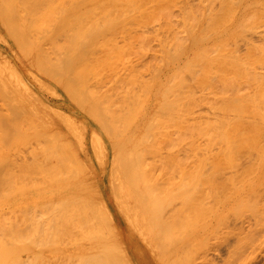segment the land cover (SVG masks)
<instances>
[{
  "label": "bare ground",
  "instance_id": "bare-ground-1",
  "mask_svg": "<svg viewBox=\"0 0 264 264\" xmlns=\"http://www.w3.org/2000/svg\"><path fill=\"white\" fill-rule=\"evenodd\" d=\"M72 1L74 2V0ZM72 1L70 2L73 3ZM85 1L82 2L85 3ZM120 1L125 6L139 4L138 0ZM79 2H81V0H79ZM79 4L81 5V3ZM65 5L67 4L65 3L63 5L64 7L62 6V4L60 5L59 0H0V16H2L3 18V16L7 15V18L9 15H12L5 20H2L0 18V28L2 26V28L4 27L5 31L8 32V34L6 35V39H4L6 41H4L3 39L0 41L5 43L9 48H17L18 61L20 60L22 63H26L27 66L31 68V71L35 73L33 75V78L37 82L38 88H40V84L47 90L51 89L50 92L52 91V93L56 95V101L58 102V104H61L62 107L66 106V108L72 114L71 119H64L63 115L60 116L59 114H57L55 122H48L44 127L45 129L42 128V130H44V134L40 142H42L43 146L38 148L41 149V153L35 152L36 154H33V156H31L34 159V163L32 162V165H29L30 169L32 166V172L34 170V172L41 175L40 180V176L37 177L35 176L36 173L34 174V176L39 179L38 181L42 182V187H44L43 191L40 190L42 193L44 192L42 197V205L40 206L39 210H36V212L34 211L35 208H33V219L36 217V215L42 218L46 217L45 220H42L41 218V222L45 223V221H48L49 230H46L47 234L48 232L50 233L51 226L56 227L59 225L58 229H60V226L65 227V233L71 234L72 237V244H69L70 246L66 248H58V253H60L61 255L68 254V256H70L69 258H72V260L75 258L74 264H120L118 261L121 258V262L127 259L129 260L128 264H131L134 259L130 258V256L128 255L129 253L124 252V247L122 248V250L124 249L123 252L121 251V247H119L121 244L117 245L119 241L114 242V238L112 237L115 233H113L112 231V233L110 231H107L109 232L108 234L106 233L108 236H104L105 232H100L98 231V229L97 232L99 233H97L95 227L93 228L94 225L98 228V225L96 224H100L101 222V224L99 225L101 226L102 222H105L103 224L106 230H110L108 228L109 223L115 226L114 230L118 232H116L117 237H120V241L123 239L127 251V248L131 247L132 244L135 245V248L139 246V249L137 248V255H139V257L137 256V261H139V264H264V92L259 91L262 87L259 90L258 88H256L257 86L259 87V85L262 86V83H260L261 81L255 82L256 84L254 86L257 85L256 87L253 86L255 89H257L255 91L250 90L247 92L238 91L236 93H227L219 99L217 116L215 115L217 117L216 119L218 125V127H216L218 128L217 131H219L218 155L217 160H215V162L213 163H216V166H214L213 164L209 165V167L211 166L210 169L206 165L208 163L207 162L204 164V166H201V168H199V170L201 171L198 173L196 172V174H191L186 169H179V173H171L169 176H162L159 179H153L152 177H150L149 173H151V171L147 166V161H149L150 159L149 157H153L154 159H156L157 156V159H159L161 156H165L166 158V155L168 157V155L171 154L169 152L170 150L168 151L169 154L161 155L164 150L160 146H162V144L164 143L166 144V142H163L162 138L166 139L169 137L166 136L169 133L167 131H170V129H176V127L177 129H182L183 126L185 127V125H187L186 123L188 122L185 121L187 120L185 118L186 116L184 117L183 114V112L185 111L181 109V105L178 104L179 101L177 103L178 105H176L173 104L174 102L172 103V99L168 98V94H172V96L175 94L174 92L176 89H174L175 87L173 86H175L176 83L174 82L172 85V83L170 82V86H165L166 88H163L165 90H163V92L161 93L164 94L162 101L163 99H169L171 101L170 103L169 100V102L166 100L167 103H165V105L167 104L168 106L166 105L165 107H163V105L162 108H166L167 111H169L172 109V107L170 108L169 105H175L173 107L174 109L172 110L173 114L171 115L169 114L172 113L171 111L167 113V111L165 110V113H167V115H165L167 119L165 117L162 118L163 116L161 117V114H159L160 112L158 113L156 111L152 114L158 113V116L150 115L151 117H156L155 121H157L156 119L158 118H160V120L164 119L166 121L164 122V120L160 121L158 119L160 121V123H158V128H155L157 127V122L153 121L154 119L150 118L149 113H147L146 109L143 110L147 107L145 106V102L147 100L146 96H148V92H150L152 89V82L150 81V83L147 81H143L142 79L140 80L137 72L135 73L133 70L134 67L132 70H130L132 66H130L131 68L128 66L130 69L126 66H123L125 68L123 69L124 73L119 72L121 74H115V79L112 77L113 81L111 86L102 92L99 91L101 93H99L97 90H91L93 85L91 84L92 78L99 86L104 85V83H102L103 77L101 78L102 75L99 72L101 70L98 69L101 68V64H104L103 66H106L105 63L108 62L104 61L106 60V58H113L110 60H115V63L113 62L112 64L111 61H109L110 66L112 67L109 68V64L107 63V66L102 67L101 69L105 70L106 73V69H111L109 71L115 72L116 70H114V68L117 66L114 67V64H117V60L119 61L121 59L123 61L122 58L124 56H127L126 54L128 53L132 54L131 52H133V49L135 50L136 47L133 48L134 41H131V34L128 33L130 31L124 30L123 32H121V35L124 38V44L120 46L119 43V45L116 43L118 41H111L109 44L103 45L102 48L105 49L107 53L111 52L112 55L110 54V57H108L109 55L106 53L107 56H105L104 60L102 59L105 63H103L101 59L96 60L99 52V47H95L94 39L98 37L97 34L101 31L96 32L97 34L93 33V40L92 38H90L91 35H87H89V29L94 28L90 31V34H92V30L94 31L97 28L98 23H94L91 25H89V23L87 24L88 28H86L87 26L85 20L83 21L84 23L82 22L85 17L83 18L82 16V19L80 17L78 19L73 16L74 22L75 20L80 19L81 21H78V23H76L78 26H75L72 20L71 21L73 23L71 21L70 23H66V29L69 24L71 25V27L69 28L68 32H64L63 34L61 32V27L63 26L60 23L61 18L64 17L60 16H62L63 12L67 13V10L69 9ZM210 8L208 9V12ZM16 11L17 13H19V15L16 14ZM48 11H50L51 13L47 14ZM12 12L15 13L12 14ZM23 12L27 15L31 12V14H43V20L48 21V24L47 22L43 21V24L45 26L42 24L41 28L39 27L40 30L42 29L43 33H40L42 31L38 30L39 33L36 38H38L39 40L41 39L42 42L35 38L36 35H34L35 39L31 40V38H33L31 33L28 34L26 32L28 31L27 28H33V26H26V31L25 29L23 31V29L20 27L22 26V22L20 23L22 19L20 20L19 18H22L24 16V14L22 16L20 14ZM208 14H206V16ZM16 16H18V19L20 20V26L17 24L19 26L17 29H22H19V32H17V30L13 32H17V34L20 33V35L18 34V36L16 33L15 36L14 34H12V30L14 29L13 27L16 26L14 24L17 20H15V18H17ZM45 16L47 17V19H45ZM33 17H35V15ZM28 18L26 16V20L30 19ZM126 18L127 17H125L124 19L125 21ZM33 19L31 20L33 21ZM189 20L187 19V22ZM200 23H202V21ZM174 24L176 23L174 22ZM190 25L192 26V24ZM23 26H25V24ZM164 26L166 27V25ZM168 26L166 28L169 29ZM78 27L85 28L79 30ZM99 27L101 26H98V28ZM165 27L163 28V30L166 29ZM173 27L170 28L173 29ZM202 27L203 25H201V27L199 26V28ZM97 30L98 29H96V31ZM69 32H71V36H69L70 38L67 34ZM170 32L171 30L169 31V33ZM172 32H177V30H172ZM35 33L37 34V32ZM169 33L166 34L165 37H167V39L165 41L161 39L162 43L160 44L162 57L165 62H168H166L165 64H169L172 62L171 64L173 65L176 64L174 62L175 59L177 60L178 57H182L181 54L184 53L183 51H185L186 48L184 46L185 42L183 43V45L180 44L181 46H179V48L176 45H173V42H170L169 37L171 34ZM182 33L184 32L182 31ZM65 34H67L68 39L74 43H71V45L74 46H72L73 48L69 47V49L72 48L71 50H69L67 46V43L69 42L66 43V41L68 40H65L64 43L66 44L62 43L64 47H61L63 46L62 44L58 45L59 38H61L62 35L66 37ZM72 35H75L77 37L73 38ZM177 36L174 35L172 39H176L175 37ZM0 37L2 38V36ZM89 38L90 40H92H89L91 43L89 44L88 42V44H85V42ZM135 38L137 37L134 36L133 39ZM81 39L83 42L81 41ZM78 40H80L79 42L81 43H79ZM48 46L49 49H51L50 51L49 49H47ZM171 47H174L178 52L175 53L176 51L174 50V48L171 50ZM79 49L80 52L76 54L75 52ZM9 50L2 49V51L5 53V58L9 57ZM72 50H74L73 52L75 54L72 52ZM69 51L71 53H68ZM116 52L118 54L120 52V55H117ZM171 52H174L176 55H174V53L172 54ZM103 53H105V51ZM130 54L128 56H130ZM115 55L117 56L116 59ZM121 55L122 58L119 59L118 57H121ZM199 57L197 58L199 59V61L203 60L202 57ZM127 58L128 57H126V59ZM179 59L177 61L178 63ZM95 61L100 62V67L98 69H95L93 67L92 70L94 72L95 70L98 71H96V75H94V77H91L92 75H90L91 73H89V71H91L90 68H92L91 64H94ZM199 61H195V64L202 63L201 61ZM81 64L83 66L82 68L80 66ZM9 65V63L6 67H4V65L1 71L2 74L4 73V77L0 78V93L5 96L7 100L5 102H7V104L9 105V110L7 111L9 113H12L13 111L10 112L12 109H14L12 104H15L14 107H16L17 109L20 107H18L19 105L16 106V103H12L13 85H11V75L13 74V69H11L12 67H10ZM78 66L80 69H77ZM157 71L158 70H156L155 72L157 73ZM161 71L159 72L161 73ZM192 73H194L193 70ZM109 75L111 76V74ZM13 76H15V74ZM152 76V79L157 77L156 74ZM147 78L148 77H146V79ZM174 79L175 78H173V80ZM34 80L33 82H35ZM180 81L182 80L180 79ZM182 82H184V79ZM182 82L180 83L182 87L179 86V83H177L178 85H176V88L181 87L180 90H183L182 88L184 86ZM185 84L186 83H184V85ZM179 88L177 89V92L181 93L182 91L180 92ZM167 89L174 91H168ZM166 91H168L167 96ZM114 92H116L115 96ZM36 93L38 92L36 90H33V97H39L36 96ZM182 94L183 93H181V95ZM185 94L187 93L185 92ZM15 101L18 102L17 100ZM161 104L157 107L161 109V113L162 111L164 113V110L160 108ZM8 105H6V108H8ZM178 106H180L181 108L179 107V109H177ZM167 107H169L170 109L168 110ZM188 109L189 108H187V110ZM186 112V114H188V111ZM9 113H7V117L4 115L5 118H1L0 115V121L4 122L5 120L7 121L10 118L12 119V117H10V115L12 114ZM168 114L171 118H168ZM168 120L172 123L167 122ZM6 121L3 124H7L5 126L8 129L9 125H12L9 124L10 121L9 123H6ZM150 121L156 123V126L155 124H153V122L150 123ZM38 122L39 121H37V123ZM194 122L199 123L198 121ZM206 122L208 124V121ZM163 123H168L167 125L170 124L174 126H167ZM41 124L43 123L41 122ZM147 124L150 127L147 126ZM39 125L40 124H38L37 126ZM151 125L156 129V133H154L155 135L150 134L149 132V130L154 132V128ZM63 126L65 127V131L63 130ZM167 127L171 128L168 130ZM151 128L153 129L151 130ZM185 128L182 131L180 129L174 131L175 133L179 132V134H177L179 135V139L182 136V132L185 131ZM9 129L11 130L10 127ZM161 129H165L164 131H166L167 133L164 131L162 132ZM157 130H161L162 135L159 136L163 137L161 139L155 140L156 138H159L157 135L159 132ZM187 130H189V128H187ZM15 133L17 132L15 131ZM170 133H172L169 134L170 137L175 134L172 131ZM200 134L201 133L197 134V136H199ZM152 135L155 137V139H153L154 137H152ZM152 139L155 141L152 142ZM35 140L37 141V139ZM160 140L162 141V144L160 143L159 146V142L157 143V141ZM165 141H167V143L171 142H168V140ZM195 141L196 140H194V143H196ZM174 142L176 143V141ZM151 144H158V147L154 145V148H152ZM180 144L181 146H184L182 145V143ZM200 146H202V144ZM157 150H161L162 152ZM175 151L177 153L179 150ZM174 152L172 154H174ZM182 152H184V150ZM39 155H41L42 157L40 156L41 158H39ZM173 156L174 155H172L171 157L174 158ZM161 158L159 160H161ZM27 162L28 161H26V163ZM22 163L24 164V162ZM26 167L28 168L27 165ZM29 187H32V185H29L28 188ZM36 197H34L33 199H35ZM31 210L32 209L29 208V210L25 211H30V214L28 212L26 213V215H31ZM106 222L108 223L107 225ZM101 228L104 229V227H100V229ZM110 233L112 234V237H110L111 239L108 238L110 236ZM100 234H102V238L100 237ZM62 235L64 237L65 234L63 233ZM98 237L100 238L98 239ZM54 238L59 240L56 236H54ZM64 238L66 239V237ZM106 239L108 241L111 240L112 243H107ZM113 243H116L115 245L118 246V249L122 253V256H120L121 253H118V250H116L117 252H115V246ZM114 253L115 255H119L121 258L119 259V256L115 257ZM60 256L57 258L59 259Z\"/></svg>",
  "mask_w": 264,
  "mask_h": 264
},
{
  "label": "rangeland",
  "instance_id": "rangeland-1",
  "mask_svg": "<svg viewBox=\"0 0 264 264\" xmlns=\"http://www.w3.org/2000/svg\"><path fill=\"white\" fill-rule=\"evenodd\" d=\"M70 1H72V0H59L60 5L62 4V6H63L66 3L67 5H65V6H67L69 8L67 10V13L63 12L62 16H60V17H64V18H61L60 24L63 26V27H61L62 28L61 32L64 34V32L69 31V28L71 27V25L69 24V26L66 29L65 24L68 22L70 23L71 20L74 22V17H76L78 19H79V17L82 19V16H83V18L85 17L82 20V22L85 20L86 26L89 23H90L89 25L94 24V23H96V24L98 23L97 25L101 26V27L98 28V26H97L96 29H98V30L97 31H96V29L94 31L92 30V34H90V31H91V29H94V28L89 29V31H88L89 35H87V36L91 35L90 38H92V36H94V34L96 32L101 31L100 33L98 32V34H100V35H98L96 33L98 37H96L94 39L95 47H99L98 48L99 52H98L96 60L97 59H99V60L103 59L104 60V58H105V56H107V54L109 55L108 57H110L111 52L107 53L106 50L102 48L103 45H107L111 41H114V42L118 41L116 43L117 44L119 43L120 46H122L124 44V40H123L124 38L121 35V32H123L124 30L130 31L128 33L131 34L130 35L132 38L131 41L132 42L134 41L133 42L134 43L133 48L136 47L135 50L133 49V52H131L132 54L128 53V54H126L127 56H124L123 58H122V55H121V57H118L119 59L122 58L123 61L120 59L119 61L117 60L116 65L114 64V67L117 66L114 68V70H116L115 72L109 71L111 69L108 70V69L104 68L107 70V73H106L105 70L101 69L102 67H106L107 63L109 64V68H111L112 66H110L109 61H111L112 64H113V62L115 63V60H110L113 58H110V59L106 58V60H104V61H108L106 63L103 62V60H102V62L105 63L106 66H103L104 64H101L102 65L101 68H99L100 62H98V61H95L94 64H91L92 68H90L91 71H89V73H91L90 75H92L91 77H94V75H96L95 74L96 71L101 70L102 72L101 71H99V72L102 75L101 78L103 77L102 83H104V85H101L102 86L101 87L98 84H96L95 80L92 78L91 84H93V85H92L91 90H94V91L97 90L98 92L99 91L102 92V91L106 90L108 87L111 86L113 78L115 77V74L118 75V74L124 73L123 69H125L124 68L125 66L126 67L132 66V68L130 67L131 69L129 67L128 68L130 70H132L134 67L133 70L135 73L137 72L140 80L142 79L143 81H147V82L151 81L152 82V89L150 92H148L149 93V94H147L148 96H146L147 100L145 102V106H147V107L143 109V110H145V109L147 110V113H149V116L150 115L156 116L160 112L159 114H161V117L163 116L162 118L165 117L167 119V117L165 115H167V113H169V111L172 112V110L174 109L173 107L175 106L173 104L181 105L182 108L180 106H178L177 109H179V107H180L181 109H183V111H185V112H183V114H184V117L186 116L185 118L187 119L185 121H188L186 123L188 125V127L184 123L186 128L183 126L182 129L181 128L177 129V127L175 125L176 129L172 128L173 129L172 130L170 128L173 127L174 125L172 126L169 124L171 127L170 128L167 127V128H168V130L170 129V131H167V132H169L167 136L164 135L166 137L169 136L168 138L163 139L162 138L163 136L162 137L159 136V135H162V133H161L162 129L157 130L160 133V134L159 133L157 134L159 138L155 139V137L152 135V137H154L153 139L157 140V139L162 138L163 142H166V144L165 143L162 144L161 140L157 141V143L159 142L158 143L159 146H160V143L163 146V147L160 146L164 150L163 152L161 151L162 150L161 148H160L161 150H157V151L162 152L161 155L169 154L168 153L169 150H170L169 152L171 154L175 150H177V151L179 150L178 151L179 153L177 152L178 153L177 154L175 151L174 154H172V155H174L173 156L174 158L171 157L172 156L171 154H169L170 156L168 155V157L166 155V158H165V156H163V157L161 156L163 158L162 159L160 157L161 160H159L160 158L157 159L158 156L156 159H154L153 157L152 158L149 157L150 159H149V161H147V166L149 167V169L151 171V173H149L150 177H152L153 179H159L162 176H169L171 173H179L178 172L179 169H186L189 173L196 174V172L198 173L201 171V170H199V168H201V166H204V164L207 162H208L206 164L207 167L211 169V166L209 167V165H212L215 162V160H217L218 147H219L218 146L219 145V140H218L219 139L218 138L219 137L218 136L219 131H217L218 125H217V119H216L218 107H219V99L227 93H236L238 91H240V92L246 91L247 92L250 90L255 91L257 89H255L254 87H256L257 85L256 86H254V85L256 84L255 82H258V81L259 82L261 81L260 83H262V86L259 85V87L257 86L256 88H258V90H259L262 87L259 91L264 92L263 91V88H264V85H263L264 84V82H263L264 81V0H138L139 4H135V5H131V6L130 5L125 6L120 0L119 1L118 0L117 1H115V0H105V1L104 0H86V1L81 0V2H79V0H76V2H75V0H74V2L72 1L73 3H71ZM82 1H85V3H83ZM133 2H137V1H133ZM77 3H78V5H77ZM79 3H81V5ZM73 4H74V6H73ZM132 4H134V3H132ZM77 6H78V8H77ZM209 8L211 11L209 10V12H208ZM206 11H207V13H206ZM13 13H15V12H12V14ZM31 13L28 14L29 16L24 12L20 13L21 16L24 14V16H25V17L23 16L24 18L23 17L19 18L18 16H16L17 18H15V20L17 19L18 21L16 20V22L14 23L16 25L15 27H13L14 29L13 30L11 29L12 34H14V36H15V33L17 34V32H19L20 30L23 29V31H24V29H25V31H26L27 27L33 26V28L32 27H30L29 29L27 28L28 31H26V32L28 34L31 33V35L33 37V38H31V40L35 39L39 33L38 30H40L42 24L44 22H47V24H48V21L43 20V17H42L43 14H40V13L31 14ZM50 13H51L50 11L47 12V14H50ZM208 13H210L211 15ZM16 14L19 15V13H17V11H16ZM204 14H205L206 19L204 17ZM206 14H208V15L206 16ZM34 15L36 18L33 17ZM65 15H66V18H65ZM6 16L7 15L3 16V18H2V16H0V18L2 20L3 19L5 20V19H8V17H10L12 15H9L7 18H6ZM26 16H27V18L29 17L30 19L28 18L29 20H26ZM37 17H38V19H37ZM125 17H127L126 21L124 20ZM13 18H14V15H13ZM18 18L20 20L21 19L22 20L20 21ZM31 19H33V21ZM45 19H47V17ZM81 19L75 20L74 23L72 21L71 22L76 26L77 25L76 23H78V21H81ZM187 19L188 20L190 19L188 21L189 23L187 22ZM23 20H25V21H23ZM204 20H205V22H204ZM19 21H20V23L22 22V26L24 24H25V26H23V27L20 26ZM41 21H42V23H41ZM201 21H202V23H200ZM174 22L176 24H174ZM180 23H182L184 25H182ZM185 23H187L188 25ZM17 24L22 29L21 28H19L20 30L17 29L19 27ZM190 24H192V26ZM164 25H166V27L169 25L168 27L171 30L170 33H169L170 30L168 28H166ZM173 25H174V27H173ZM201 25H203V27L199 28V26L201 27ZM189 26H190V28H189ZM85 27H83V28L78 27V28L80 30V29H84ZM164 27L166 28L165 30H163ZM170 27L171 28L173 27V29H171ZM204 27H205V29H204ZM42 28H45V27H42ZM86 28H88V26ZM192 28L193 29L195 28L194 31ZM36 29H37V31H36ZM15 30H17V32L13 33ZM162 30L164 31V33ZM166 30H167V32H166ZM172 30L173 31L177 30V32H172ZM23 31H21V32H23ZM32 31L37 32V34L35 32H34L35 33L34 34ZM40 31H42V29ZM182 31L184 33H182ZM82 32H83V30H82ZM165 32H166V34H168V33L171 34L170 37L168 35V37L170 38V42L171 43L173 42V45H176L178 48H179V46H181L180 44L183 45V43L185 42L184 46H185L186 50L183 51L184 52L183 54H181L182 57H178V59L180 58L179 63L177 62L178 59L177 60L175 59L174 62L176 64L172 65L171 64L172 62L169 64H165L167 61L165 62V60L162 57L161 44H160V43H162V40L165 41L167 39V37H165L166 36ZM40 33H43V31ZM69 33H67L68 37L71 36V32H69ZM172 33H173V35H172ZM202 33H203V35H202ZM7 34H8V32H6L5 28L4 27L2 28V26H1L0 36H2V38L0 37V40L6 39ZM18 34L20 35V33H18ZM18 34H17V36H18ZM67 34H65L66 37H67ZM177 34H178V36H177ZM34 35H36L35 38H34ZM174 35L177 36V37H175L176 39H172ZM134 36L137 37V38H135L137 41L135 39H133ZM139 36H140V38L143 36L142 37L143 39L142 38L140 39ZM66 37L64 35H62V37L59 38V40H58V45L64 43L65 40H68V41H66V43L67 42L70 43V44L67 43L68 44L67 46L69 49V47L73 46V45H71V43H73V42H71L68 39V37L67 38ZM74 37H77V36L74 35L73 38ZM80 37H79V39H80ZM181 37H182V39H181ZM90 38L85 42V44H88V42H89V44L91 43L90 41H92L93 38H92V40H90ZM36 39H38V38H36ZM71 39H72V37H71ZM171 39H172V41H171ZM180 40L183 42H181ZM4 41H6V40H4ZM39 41H41V39ZM79 41L80 40H78V42ZM81 41H82V39H81ZM143 42H144V44H143ZM2 43L3 42L0 41V55L2 53V55L0 57V73L2 71L3 66L5 65L4 67H6L7 64L9 63L10 64L9 66L12 67L11 69H13V71H14V72L12 71L13 74L11 75V78H12V84L11 85H13L12 86V88H13L12 103H16L17 104L16 106L19 105L18 107H20V108L17 109L16 107H14L15 104H12L14 109H12V110L10 109L11 110L10 112H12V111L13 112L9 113L7 111V110H9V105L7 104V102H5L7 100H6L5 96L2 95V93H0V115H1V118H5L4 115L6 116L7 113L12 114V115H10V117H12V119L7 118L8 122L5 120L6 123H9V121H10L9 124H11L12 126H10L9 124L8 125L11 128V130L9 129V127L7 129V127L5 126L7 124H5V125L3 124L5 121L4 122L0 121L1 122L0 123V166H1L0 167L1 168L0 169V233L2 234V235L0 234V264H55V263L56 264H74L75 258L72 260V258L71 259L69 258L70 256H68V254H65V255L62 254L61 255L57 251L58 248H66L72 244L71 234L65 233L66 232V231H64L65 227L60 226V229H58L59 225L56 227L51 226L50 233L48 232V234H47L46 230L47 229L49 230L48 221H45V223H42L41 222L42 217L37 216V215L34 219L32 217L33 212L34 211L36 212L37 209L39 210L40 206L42 205V202H43L42 197H43L44 192L42 193L41 191L44 190V187H42L43 186L42 182L38 181L41 178V175L34 172V170L32 172V166H31V169L29 166L30 164L32 165V162L34 163V161H33L34 159L31 156H33V154H36L38 152L41 153L40 152L41 149H38V148L43 146L42 142H40L42 139V136L44 134V130H42V128L45 129L44 127L46 126V124L48 122H50V123H52L53 121L55 122V118H56L57 114H59L60 116L63 115L64 119H71L72 114L66 108V106L62 107L61 104H58V102L56 101L57 100L56 95L54 93H52V91L50 92L51 89L47 90L45 87H43L40 84H39L40 88H38V84L33 78V75L35 73L33 71H31V68L29 66H27L26 63H24V62L22 63L20 60H19L20 62L18 61V59H17V57H18L17 48L16 49H15V47L9 48V47H7V45L5 43H3V44ZM66 43H64V44H66ZM79 43H81V42H79ZM69 45H71V46H69ZM67 46H66V49H67ZM61 47H64V45ZM173 48L171 47V50ZM178 48H177V50H178ZM2 49L3 50L4 49L9 50L10 49L9 50V57L5 58V53L2 51ZM47 49H49V46L47 47ZM71 49H69V50H71ZM50 50L51 49H49V51ZM174 50H175V48H174ZM73 51L74 50H72V52ZM104 51H105V53H103ZM78 52H80V49L77 50L75 53L77 54ZM177 52L178 51H176L175 53H177ZM68 53H71V52L69 51ZM171 53L173 54L174 52H171ZM175 53H174V55H176ZM99 54H100V56H99ZM129 54H130V56H128ZM68 55H70V54H68ZM117 55H120V52H119V54L117 53ZM101 57H103V58H101ZM126 57H128V58L126 59ZM198 57L199 58L202 57L203 60H200L202 62L201 64L196 63L197 64L196 65L195 61L196 62H197V60L199 61V59H197ZM116 58H117V56L115 55V59ZM204 58H206V59H204ZM127 61H128V63H127ZM129 62H131V63H129ZM132 62H133V64H132ZM20 63H22L23 65L25 64V65L23 66ZM121 65H122V67H121ZM135 65H137V66H135ZM80 66H81V68L83 67L82 64ZM159 66H160V68H159ZM166 66H168V67H166ZM93 67L95 69H98V68L99 69L98 70L94 69L95 70V72H94L92 70ZM77 69H80L79 66L77 67ZM135 69H136V71H135ZM117 70H118V72H117ZM154 70L155 71L158 70L157 73H159L160 75L157 74ZM161 70H163V71H161ZM192 70L194 73H192ZM159 71H161V73ZM188 71H190L191 73ZM99 72H97V73H99ZM119 72H121V73H119ZM151 73H152V75H154V74L157 75V77L154 78L155 80L152 79L153 76L151 75ZM187 73L190 75H188ZM1 74H0V78H3L4 73L2 75ZM14 74H15V76H13ZM109 74H111V76ZM149 76H150L151 80L149 79ZM146 77H148V78L146 79ZM182 77H184V78H182ZM164 78H166V79H164ZM173 78H175V79L173 80ZM180 79L182 81L184 79V82L180 81ZM33 80L36 83L33 82ZM160 82H161V84H160ZM170 82L172 83V85L174 82L176 83L175 86H173V87H175L174 89H176L174 92L176 99H175L174 95L172 96V94L169 95L167 93L170 90V89H167L168 91H166V96L168 94V98L172 99L171 100L172 103L174 102L173 104H170L171 101L168 99L170 101L169 104L171 105V106L169 105V107L170 108L172 107V109L169 110L170 108L167 107L169 110V111H167L166 108H162L163 105H164L163 107H165L167 105V104L165 105V103H167L166 102L167 99L166 100L163 99V101H162L164 94H161V93L163 92V90H165V89H163V88H166L165 86H170V84H171ZM181 82L184 86L182 88L183 90H180V88L182 87L180 85ZM177 83H179V86H181L180 88L179 87L178 88H179L180 92L182 91L181 92V93H183L182 95H181V93L177 92V89H178V88H176L177 87L176 85H178ZM184 83H186V84L184 85ZM14 84H15V86H14ZM187 85H188V87H187ZM201 88H203V89H201ZM44 89H46V90H44ZM33 90H36L38 92V93H36L37 94L36 96H39V97H33L34 96V95H32ZM30 91H31V93H30ZM170 91H174V90H170ZM188 91H189V94H188ZM101 92H99V93H101ZM176 92H177V94H176ZM185 92L190 97L187 94H185ZM115 93L116 92H114V96H115ZM177 95H178V99H177ZM170 96H172L174 98H172ZM182 96L185 97V100H184V97H182ZM180 97H181V99H180ZM15 100H17L18 102H16ZM178 101H179V103H178ZM163 102H164V104H163ZM160 104H161L160 108H162V110H164V113H163V111L161 113V109H159V107H157ZM6 105H8L7 106L8 108H6ZM66 105H67V103H66ZM157 108L160 111H158ZM185 108H186V110H185ZM187 108H189V109L187 110ZM154 109H156V110H154ZM165 110L167 111V113H165L166 112ZM155 111L158 113L152 114ZM186 111H188V114H186L187 113ZM21 112H22V114H21ZM79 112H80V110H79ZM189 112H190V116H189ZM169 114L172 115L173 112L169 113ZM169 114H168V118L170 117ZM53 116H55V117H53ZM155 116H152V117L150 116V118L154 119L153 121H155V118H156ZM14 117H15V119H14ZM159 117H160V115H159ZM17 119H18V121H17ZM158 119L160 120V118H158ZM158 119H156L157 121H155V122H157V127H155V128H158V126H159L158 123H160V121L164 120L163 119V120L159 121ZM45 120H49V121H45ZM37 121H39V122L37 123ZM153 121H150V123H152ZM194 121H198L199 123H195ZM206 121H208V124ZM41 122L43 124H41ZM164 122H166V121L164 120ZM167 122H169V120ZM169 123H172V122H169ZM38 124H40V125L37 126ZM148 124H149V121H148ZM148 124H147V126H149ZM153 124H155V126H156V123L153 122ZM167 124H164V125H167ZM169 125H167V126H169ZM205 125H207L208 127ZM213 126H214V128H213ZM17 127H18V130H17ZM161 127H164V126H161ZM26 128H27V130H26ZM153 128H151V130ZM155 128L153 129L154 132L149 130L150 134L156 133ZM184 128H185L186 132L183 131L182 132L183 137L180 135L181 138L179 139V135H177V134H179V132L177 131L178 133H175L174 131L179 130V129L182 131V130H184ZM187 128H189V130H187ZM63 130L65 131V127L63 128ZM164 130L165 129H163L162 132ZM15 131L17 133H15ZM171 131L173 133H175L176 135L173 134L170 137L169 134H172V133H170ZM164 132H166V131H164ZM194 132H195V134H194ZM37 133L39 134V136ZM199 133H201V134L199 136H197V134H199ZM31 134H32V136H31ZM214 134L216 137L214 136ZM28 135H29V137H28ZM201 136H203V137H201ZM185 137H187V138H185ZM193 138H195V139H193ZM35 139H37V141H39V142H37ZM153 139L151 140L152 142L155 141ZM187 139H189V140H187ZM165 140H168V142L171 141L170 143H172L173 145L170 143H167V141H165ZM172 140H173V142H172ZM194 140H196L195 141L196 143H194ZM174 141H176V143ZM182 141H184V142H182ZM191 142H193V143H191ZM180 143H182V145H184L185 147L181 146ZM158 144H156V145L154 144V145L156 147H158L157 146ZM167 144H169V145H167ZM201 144H202V146H200ZM151 145H152V148H154L153 147L154 145L153 144H151ZM172 146H174V147H172ZM178 147H179V149H178ZM180 147H182L183 149ZM199 147H201L203 149V152H202V149ZM171 148H172V150H171ZM184 148L185 149L187 148L186 151ZM188 149H189V151H188ZM183 150H184V152H182ZM40 156L41 155H39V158L42 157V156L41 157ZM24 159H26V160H24ZM21 160H22V162H24V164L21 162ZM26 161H28V162L26 163ZM22 164L25 166H23ZM20 165H21V167H20ZM26 165L28 166L29 169L26 167ZM213 165L216 166V163ZM33 167H34V164H33ZM35 173H36L35 176H37V177L40 176L39 179H37V177L34 176ZM29 185H32V187L28 188ZM33 189H36V190H33ZM30 190L32 193L30 192ZM33 193L35 196L33 195ZM36 194H37V197H36ZM34 197H36V198L33 199ZM25 202H26V204H25ZM33 202H35V203H33ZM24 204H25V206H24ZM31 206H32V208H31ZM29 208L32 209L31 210L32 213H31V215L28 216V215H26V213L29 212V214H30V211H28V212H25V211L29 210ZM33 208H35L34 211H33ZM45 218H42V220H45ZM103 223H105V222H102L103 226L102 225L99 226L101 224V222H100V224H96V225H98V228L95 225L93 226V228L95 227L96 232L99 229L98 231L103 232V233L105 232L104 236L109 233L107 231H110V232L112 231L113 233H115L112 237L111 236L112 232H111L109 234L110 236L108 238H110V237L114 238L113 239L114 242L119 241L117 245L121 244L119 246V247H121L120 248L121 251L123 252V250L125 249L124 252L129 253L128 255L130 256V258L134 259L131 264H139V261H137L138 260L137 256L139 257V255H137L139 246L137 247L138 248L137 249V248H135V245L132 244L131 247L127 248L128 249V251H127L123 239L121 240L122 241L121 242L119 240L120 237H117L118 232L114 230L115 226L113 224L109 223L108 228L110 230H106ZM107 224L108 223L106 222V225ZM109 226H111V227H109ZM100 227H104L105 231L103 228L100 229ZM31 228H33V229H31ZM62 232L65 234L64 237H66V239L63 237ZM58 233H59V235H58ZM97 233H99V232H97ZM102 234H100L101 238H102ZM54 236H56L59 240L54 238ZM100 237H98V239ZM52 239H54V240H52ZM106 241H107V243L108 242L112 243L111 240L108 241L106 239ZM54 242H56V243H54ZM57 244H59V245H57ZM115 244H114V246H115L114 250H115V252H117L116 250H118V253H119L120 251L118 249V246ZM138 245H139V243H138ZM123 247H124V249L122 250ZM114 255H115V253H114ZM59 256H60V258L58 259L57 257H59ZM116 256H119V255H115V257ZM120 256H122V253ZM120 256H119V259L121 258ZM61 260H62V262H61ZM65 260H66V262H65ZM120 260L118 261L120 264H126V263L128 264V262H129V260H127V259H125L124 261L122 260L123 262H126V263H123Z\"/></svg>",
  "mask_w": 264,
  "mask_h": 264
}]
</instances>
